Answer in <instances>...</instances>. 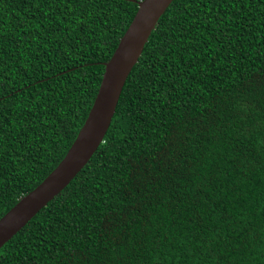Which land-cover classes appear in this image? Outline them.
Segmentation results:
<instances>
[{
  "label": "trees",
  "instance_id": "16d2710c",
  "mask_svg": "<svg viewBox=\"0 0 264 264\" xmlns=\"http://www.w3.org/2000/svg\"><path fill=\"white\" fill-rule=\"evenodd\" d=\"M137 1L0 0V218L68 153ZM0 264H264V0H174Z\"/></svg>",
  "mask_w": 264,
  "mask_h": 264
},
{
  "label": "water",
  "instance_id": "95a60500",
  "mask_svg": "<svg viewBox=\"0 0 264 264\" xmlns=\"http://www.w3.org/2000/svg\"><path fill=\"white\" fill-rule=\"evenodd\" d=\"M173 1H137L136 15L112 57L105 62V72L95 101L68 153L35 189L0 218V249L69 185L105 141L127 79L161 16Z\"/></svg>",
  "mask_w": 264,
  "mask_h": 264
}]
</instances>
